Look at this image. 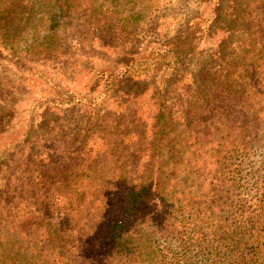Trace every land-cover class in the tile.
I'll return each mask as SVG.
<instances>
[{
	"label": "trees",
	"instance_id": "obj_1",
	"mask_svg": "<svg viewBox=\"0 0 264 264\" xmlns=\"http://www.w3.org/2000/svg\"><path fill=\"white\" fill-rule=\"evenodd\" d=\"M159 1L0 0V63L19 85L46 77L35 60L66 74L68 39L95 59L96 44L107 45L100 28L132 36ZM208 2L144 67L117 48L112 66L96 64L69 91L66 75L50 76L59 85L33 104L26 138L0 148V264H264V0H227L225 12V0ZM203 54L205 85H178L180 67ZM159 70L146 119L130 94L107 104ZM72 106L100 127L72 147L35 135L43 115ZM30 137L27 148L39 150L20 162Z\"/></svg>",
	"mask_w": 264,
	"mask_h": 264
},
{
	"label": "rangeland",
	"instance_id": "obj_2",
	"mask_svg": "<svg viewBox=\"0 0 264 264\" xmlns=\"http://www.w3.org/2000/svg\"><path fill=\"white\" fill-rule=\"evenodd\" d=\"M227 4V0L222 3V12H225V9H227ZM208 5V0L206 3L201 2V0H160L158 5L151 8V14L148 16V19L140 24L132 36L118 38L112 35L108 28H100V39L102 43L107 45L100 46L96 44L99 50L96 49L98 51L95 54V56L97 55L95 59H93L94 55L92 54L90 57L88 45L78 46L75 43L76 40L70 38L66 43L67 51L61 57V61L70 63V68L66 70V74L60 70H55V63L44 60L33 61V68H35L33 70H41L49 80H51L50 76L54 79L56 76L63 77L66 75L61 79L60 87L65 91H69L75 86H80L85 83L90 71H96V64L112 66L117 57V48H122L125 52L124 55L130 61L135 60V63H140V67H144V60L149 56L152 57L150 55L152 49L158 50V47L154 48V46L159 44V42H166L169 39L180 36L185 31L187 21L194 12L201 10L204 12V15L208 14ZM89 37L91 38L90 35ZM108 45L110 47H107ZM208 47V50L211 51L212 46L209 45ZM89 63L95 65L92 66L90 64L86 66ZM6 64V62L0 63V89H2L0 91V122L2 127H6L0 134V148L2 149L7 148L10 141L24 139L23 130H26L28 114L31 109L36 108L33 104L37 103L40 99L43 101L47 97V91L51 90V93L55 92L56 89L53 88V85H59L53 80L49 83L46 77L41 79L35 74H30L26 83L19 85L18 77L12 73L14 70L13 67L11 65L7 66ZM209 65L210 59L207 54L192 55L184 68L180 67V70H182L180 74H184L185 79L177 81L178 85L188 84L192 87V90L193 88L197 89V87L202 88L206 83L203 75L210 74ZM161 78L162 72L159 70L151 75L143 76L140 81H127L118 90H113V95H108L107 98L112 99L108 100L107 104L113 103L111 105L114 106L115 102L121 100L124 94H130L131 96L129 98L132 100L131 106L134 108L137 107L142 118L146 119L147 114L153 113L154 111V102L151 99L152 90L156 87H161ZM73 79L76 81L74 84L72 83ZM15 98L18 101L16 104L14 103V108L16 109H13L12 103ZM84 110L85 106H72L67 111L58 110L43 115L41 118L43 122L41 124L39 123L40 125L35 131V135L42 138L46 134L52 140H55L54 148L56 145H59V141H63L64 144L67 143L72 147L74 144L72 138L76 139L99 125V123L95 126L88 124V121L84 119ZM32 139L31 137L29 139L27 138L25 141L27 145L16 152L22 158L20 162H23L25 158L28 159L31 155L38 152L39 148H35L34 150L27 148L30 146L28 140ZM41 141H43V138ZM46 142H48L46 145L50 148L53 147V144L49 143L50 141ZM3 174L0 176V183L4 181Z\"/></svg>",
	"mask_w": 264,
	"mask_h": 264
}]
</instances>
